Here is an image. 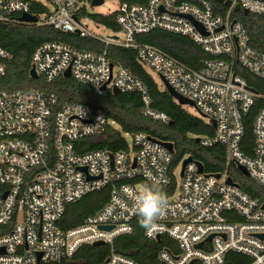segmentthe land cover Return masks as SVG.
Here are the masks:
<instances>
[{"label":"built area","instance_id":"1","mask_svg":"<svg viewBox=\"0 0 264 264\" xmlns=\"http://www.w3.org/2000/svg\"><path fill=\"white\" fill-rule=\"evenodd\" d=\"M229 1L223 15L206 0H148L144 5L117 1L113 14L119 31L114 40L99 37L82 24L92 15L90 0H0V24L50 26L100 42L105 50L109 46L134 50L136 63L160 91L165 90L163 79L193 103L192 117L213 127V136L199 144L225 148L222 172L206 173L203 168L200 173L193 160L182 170L188 156L173 168L174 151L163 142L144 133L120 132L118 125L89 105L66 103L56 109L52 93L0 91V264H61L98 242L110 246L103 264H137L114 252L113 242L132 232V221L138 217L134 199L146 187L162 192L168 201L157 229L151 235L144 232L150 241L163 236L171 240L172 245L158 253L160 264H223L229 252L248 257L250 264H264V204L229 176L232 167L241 166L247 178L264 187V108L252 121L247 155L243 117L257 95L235 71L237 66L245 69L264 85V54L251 47L244 26L232 19L236 6L248 14H264V0ZM23 15L35 22L20 21ZM184 16L200 24L206 34ZM152 30L187 37L212 59L195 71L155 46L136 42V36ZM105 50L45 42L31 54L29 72L33 69L38 79L50 83L69 71V78L99 95L113 89L139 93L144 114L169 123L166 115L150 109L141 80L129 68L114 64ZM8 59L0 45V79ZM108 128L119 132L126 148L89 149L107 136ZM127 135L131 144L124 138ZM228 178L233 185L226 183ZM106 187L110 195L99 211L70 229L60 227L69 205Z\"/></svg>","mask_w":264,"mask_h":264},{"label":"trees","instance_id":"2","mask_svg":"<svg viewBox=\"0 0 264 264\" xmlns=\"http://www.w3.org/2000/svg\"><path fill=\"white\" fill-rule=\"evenodd\" d=\"M91 1V0H90ZM129 5H144L148 0H117ZM217 14L227 11V0H206ZM94 22L101 24L114 33L119 29L115 22V14H92L89 16ZM232 19L240 22L249 36L253 49L264 54V14L244 15L241 10L232 13ZM138 44H148L161 49L191 70L202 68L206 60L212 59L208 54L182 35L152 30L151 32L135 37ZM49 41H62L76 47L101 53L104 45L93 40L81 39L74 34H65L50 26L36 27L31 25L0 24V45L8 52L6 73L0 79L2 90H37L52 93L57 98V108L66 103H80L89 105L102 112L106 118L120 127V132L127 134L144 133L161 141L173 145V163L176 167L186 156L202 164L206 173H219L224 169L225 148L215 144L203 147L196 139L210 138L214 129L211 125L192 117L179 106L166 91H160L135 60L136 52L116 46L106 48L107 57L114 63L129 68L143 83L150 100V109L167 116L169 123L153 120L144 114V103L139 93L113 94L106 91L97 94L90 87L75 82L72 78H58L50 83L42 79L33 80L29 76L30 56L41 44ZM236 73L247 83L257 97L249 112L243 117L245 126L243 143L244 152L250 155L252 143V121L259 110L264 108V85L262 81L240 67ZM108 148L111 150L125 149L126 143L120 138L119 132L108 128L107 136L101 141L91 144L89 149ZM229 176L239 187L252 198H257L264 204V187L256 185L252 180L243 177L235 167H232ZM110 188L89 193L74 204L69 205L60 221V227L70 229L81 224L85 218L99 211L107 202ZM139 217L132 221V232L117 237L113 242L116 253L127 256L137 264H160L158 253L172 242L167 237L159 241H150L145 238V229L138 223ZM110 254V246H87L81 248L71 260L61 264H103ZM251 260L241 254L229 252L223 264H250Z\"/></svg>","mask_w":264,"mask_h":264},{"label":"water","instance_id":"3","mask_svg":"<svg viewBox=\"0 0 264 264\" xmlns=\"http://www.w3.org/2000/svg\"><path fill=\"white\" fill-rule=\"evenodd\" d=\"M103 4V0H91V6L92 7H97V6H100ZM231 5V2L228 0L225 2V6L226 7H229ZM240 10L239 6H236L234 8V12H238ZM243 14L244 15H248V12L246 10H242ZM186 19H188L196 28L197 30H199L202 34H206L203 29H202V26L200 24H198L196 21H194L191 17L189 16H184ZM74 19L76 20V17H74ZM20 21L22 22H35V18L29 16V15H23L21 18H20ZM76 34H78V31L75 32ZM112 39L116 40V36H112L111 37ZM29 76L31 79L33 80H37V75L35 74V72L33 71V69L30 70L29 72ZM65 78H69L70 77V74H69V71H67L64 75ZM163 84H164V88L171 98H173L174 100L177 101V104L179 106H183V105H192L193 106V103L190 102L189 100L181 97L179 94H177L163 79ZM104 89V88H103ZM253 91V90H251ZM254 92V91H253ZM113 94H120V92L117 90V89H113ZM196 142L199 143L200 142V139H196ZM170 152H173V145L171 143H162ZM192 162V159L190 157L186 158L183 162H182V170L185 168V166L188 164V163H191ZM197 166H198V169H199V172L201 173L203 171V166L202 164L200 163H197ZM237 170L245 177H247V172L245 171V169L241 166H238L237 167ZM216 178H219V175H216L215 176ZM226 183L229 184V185H233V182L231 180V178H228L226 180ZM264 208V206H263ZM100 229H111L110 227H100ZM262 238V237H261ZM212 239V236H210L208 238V240L210 241ZM157 240L159 241V238H157ZM100 245H103V243H95L94 246H100ZM196 248L197 249H200L201 248V244H198L196 245Z\"/></svg>","mask_w":264,"mask_h":264},{"label":"clouds","instance_id":"4","mask_svg":"<svg viewBox=\"0 0 264 264\" xmlns=\"http://www.w3.org/2000/svg\"><path fill=\"white\" fill-rule=\"evenodd\" d=\"M168 206L166 196L159 191L151 188L145 190L135 196L134 212L139 217L138 223L143 227L149 235L156 229V221L163 215Z\"/></svg>","mask_w":264,"mask_h":264},{"label":"rangeland","instance_id":"5","mask_svg":"<svg viewBox=\"0 0 264 264\" xmlns=\"http://www.w3.org/2000/svg\"><path fill=\"white\" fill-rule=\"evenodd\" d=\"M116 7H117V1L116 0H106L100 6L88 7V11L91 14H104V15H106V14L113 13L115 11ZM82 24L84 25V27H86V29L89 32H92L93 34H95L99 37H102L104 39H107L108 37H111L115 34L112 30L108 29L107 27L94 22L90 17H86V21H82ZM148 72H150V71H148ZM157 82H159V80ZM181 107L184 110H186L190 115L196 114V111L192 105H183ZM124 138L128 144H131V137L129 135L124 136ZM243 177H245V176H243Z\"/></svg>","mask_w":264,"mask_h":264}]
</instances>
